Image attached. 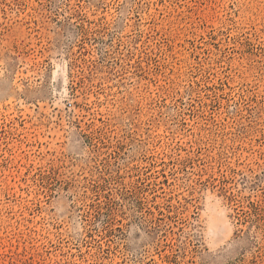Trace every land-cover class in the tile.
<instances>
[{
    "label": "rangeland",
    "instance_id": "obj_1",
    "mask_svg": "<svg viewBox=\"0 0 264 264\" xmlns=\"http://www.w3.org/2000/svg\"><path fill=\"white\" fill-rule=\"evenodd\" d=\"M0 264H264V0H0Z\"/></svg>",
    "mask_w": 264,
    "mask_h": 264
}]
</instances>
